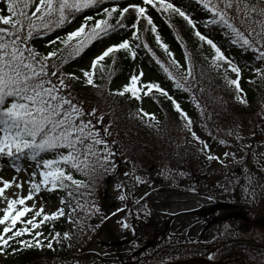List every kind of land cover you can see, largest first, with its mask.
Instances as JSON below:
<instances>
[{
    "label": "snow or ice",
    "instance_id": "1",
    "mask_svg": "<svg viewBox=\"0 0 264 264\" xmlns=\"http://www.w3.org/2000/svg\"><path fill=\"white\" fill-rule=\"evenodd\" d=\"M221 2L223 8L211 3V0H198L204 9L211 13L209 23L221 24L231 33L232 43L251 49L258 53L256 56L258 60H264V47H258V45L264 46V21L252 17V13L264 16V7L258 10L257 5H249L248 0H221ZM2 3L4 8L0 9V158L6 156L11 161L27 158L35 163V169L30 174L26 195L16 193L14 198L6 197L5 189L13 186V181L0 180L2 185L0 198L6 200V206L2 209L3 214L0 215V252H4L10 246V242L18 243L22 247H31L33 243L37 247L42 246L41 240L35 239L43 235L39 228L65 215L63 207L49 213L45 212L43 203L37 204L34 197L41 192L42 186L47 191L54 189L66 191L71 200L76 201L77 208L89 211L96 206L92 204L89 207L87 201L80 202V196H87L90 193L80 192L81 188L87 187V182L78 179L77 175L89 176L97 168L107 170L109 164L115 167L112 163L115 155L112 145L115 141L109 142L105 138L111 135L108 126L97 128L96 125L101 123L103 117L94 121L96 110L93 108L87 111L80 102L74 101L71 92L67 91L70 85L66 82V78L78 80L80 77L74 73L60 71L63 65L78 57L93 41L110 32L130 27L134 30L131 33L132 38L139 39L135 30L141 20L146 21V24L151 26V31L156 33V26L147 15L146 6L149 5L162 13L178 14L195 29V24L188 14L170 0H142V4L127 3L123 7L118 0H111L110 6L102 8L99 13L100 18L85 15L79 27L67 32L63 37L58 36L56 40L49 41L53 45L59 41L61 47L53 48L45 54L39 53L33 46L34 37L53 31L85 9H94L98 5H103L105 0H2ZM230 9H234L238 16L243 12L244 18L259 26L254 39L249 38L252 37V29L249 30L248 36H245L232 23L228 11ZM130 10L135 13V19L128 25L124 21L128 19ZM5 12L7 14H4ZM194 34L214 51L211 57L213 66L219 67L220 61L228 63L237 77L229 80V83L236 85L239 92L240 68L228 60L210 38L198 30ZM156 41L165 49L168 56H173L158 35ZM144 46L148 47L146 44ZM118 50H126L135 56L129 39L111 44L92 59L89 69H81L84 83L95 87L96 69L98 67L102 69L105 58L110 54L114 58ZM185 59L187 60V56ZM56 60L60 63L57 64ZM156 63L168 74L177 88H184V85L160 60H156ZM171 63L177 68L181 67L174 58ZM191 76L192 68L189 65L187 77ZM139 79L137 75L131 76V82L123 91L118 90L117 94L124 95L127 92L140 99L137 88ZM146 87L149 91L155 89L165 96L181 117L188 119L177 101L165 89L153 83L147 84ZM240 102L244 103L243 100ZM145 115L150 114L145 113ZM193 135L195 136V133ZM220 143L225 144L226 141L221 140ZM204 147L207 148V144H204ZM224 155L227 156L228 153ZM213 158L216 157L208 155V159ZM16 170L19 171V168ZM14 186L17 189L22 187L20 183H15ZM73 193L79 195L74 196ZM119 198L123 200L125 197L121 195ZM71 200L66 202L61 198V204L67 203L71 209L68 213L69 220L71 213L76 210L71 208ZM28 201H31V204L26 203ZM18 224L22 226L18 227ZM123 226L128 227L127 224ZM33 229L36 231L33 232ZM25 234L32 235V243L22 238ZM64 236L67 238L68 233H64ZM47 246L51 247V244Z\"/></svg>",
    "mask_w": 264,
    "mask_h": 264
},
{
    "label": "trees",
    "instance_id": "2",
    "mask_svg": "<svg viewBox=\"0 0 264 264\" xmlns=\"http://www.w3.org/2000/svg\"><path fill=\"white\" fill-rule=\"evenodd\" d=\"M118 2L121 7L127 3L142 4V0H118ZM170 2L188 14L195 24V29L176 13H162V11H157L150 5L146 6L147 15L151 17L156 26V33L151 31V26H148L146 21L141 20L135 30L139 39L132 38L131 33L134 30L130 27L110 32L108 35L93 41L78 57L63 65L62 72L74 73L77 77H80L78 80L66 78V82L70 85L67 91L71 92L75 102H80L81 104L92 103L95 106H99L102 117H105V120L118 121V118H127L126 121L136 132H140V127L137 123L141 120L161 125L165 118L175 122L196 119L197 113L192 96L184 88L175 86L173 80L169 79L168 74L156 63V60H160L170 72L175 73L180 79L187 77L189 65L192 68V75L198 67L205 69L208 74H211L214 79L211 78L213 82L222 86L226 94L231 96L234 103L244 110H253L258 96L256 88L264 82V60H258L256 58L258 53L253 52L251 49L232 43L231 33L221 24L209 23L211 13L204 9L198 3V0H170ZM110 3L111 0H105L103 5H98L94 9H85L82 13L76 14L74 18H70L68 22L53 31L36 36L32 40L33 46L39 53L61 47L59 41L54 45L50 44L49 41L56 40L58 36L63 37L67 32L79 27L85 15L100 18L99 13L102 8L110 6ZM248 3L264 6V0H248ZM3 8L4 5L0 4V9ZM134 19L135 13L130 10L128 19L124 22L130 25ZM112 22L114 23L115 21ZM196 30L210 38L221 49L223 55L240 68L239 92L236 85L229 83V80L237 78L236 74L231 71L226 61H220L219 67L213 66L211 57L214 55V51L206 42L200 41L195 36L194 32ZM157 35L160 37V41L167 45L168 51L173 56H168L165 49L159 46L156 41ZM123 39L130 40L135 56L126 50H118L114 58L110 54L102 62V69L98 67L95 71L94 84L96 86L84 83L81 69H89L95 56L99 55L111 44L118 43ZM145 44L148 46L147 48L144 46ZM233 53H235V56L232 55ZM186 56L187 60L185 59ZM173 58L179 62L180 68L171 63ZM258 69L260 71H257ZM144 73L152 79H145ZM133 75L140 77L137 81L140 99H136L131 93L127 92L124 95L117 94L118 90L123 91L124 87L131 82V76ZM149 83L158 84L165 89L177 101L188 119L181 117L172 102L161 93L155 89L149 91L146 87ZM145 92L148 94L145 95ZM241 100L244 103H241ZM141 109L143 111H139ZM145 113L150 115H145ZM115 132L122 139V142H127L123 144L130 147L136 145L132 134L123 124L118 123V127L112 133L113 137H115ZM7 166L15 169L19 168V172L27 168L32 171L35 169V163L27 158H21L17 161H11L6 156L0 158V168ZM252 170L258 174L257 169ZM84 191V188L80 189L81 193ZM154 192H146L135 200L125 194L123 206H118L115 211H108V208L104 207L100 210L97 219L93 220L92 235L96 239L102 231H104L109 240L115 239L116 228L122 227V237L129 239L126 243L137 246L135 252L130 250V255L124 253L123 261H119L116 264H160L182 258L197 257L205 254L209 249L220 243L217 238L212 237L208 232L209 227L214 222L212 219L217 221V217H214V214L200 217L198 215L191 220L193 214H197L193 212L186 215L183 214L184 220H176L175 218L178 217H175L173 220L162 222L155 214L153 208V203L156 199ZM73 195L78 196L79 193H73ZM36 196L44 201L59 199L60 203L61 198H64L66 202L71 200L66 191L61 189L47 191L43 186L41 192L37 193ZM81 199L82 196H80V202ZM101 205H103V202ZM61 207L64 208V216L49 221L39 228L43 235L42 237H35V239L41 240L42 246L37 247L33 243L31 247H22L18 243L10 242V246L4 252H0L4 257V262L1 264H83L76 260L79 258V251L77 252L78 244L75 242L79 233L76 216L80 214L81 210L76 207V201L71 200V208L76 210L71 213V220H69L68 213L71 209L68 204H61ZM117 209H120V211H117ZM227 210L230 211L231 209ZM250 210L254 213V217L246 222L248 227L245 232L248 233L249 238L245 239L242 244L230 243L221 246L213 254V259H219L228 253L236 252L246 255L254 264H264V236L255 237L252 231L264 230V199L251 206ZM232 211L234 210L232 209ZM118 215H120V218L115 221V216ZM226 220L222 221L218 218L219 222H228L230 220V222H233L230 223L232 226L238 221H243L238 217L233 218L232 215H228ZM178 223L179 226L184 227L185 232L183 234L177 233L175 229L171 230V227ZM124 224H127L128 227H124ZM170 224V228L168 230L166 228L165 233L161 237L162 228L168 227ZM190 225H194L193 228L196 229H200V225H204V232H201L198 236H193ZM17 226L20 227L22 225L18 224ZM34 231L36 230L33 229ZM57 233H59L58 236ZM64 233H68L67 238H65ZM22 238L30 243L33 242L31 234H25ZM49 243L51 247L47 246ZM229 264L239 263L231 262Z\"/></svg>",
    "mask_w": 264,
    "mask_h": 264
},
{
    "label": "rangeland",
    "instance_id": "3",
    "mask_svg": "<svg viewBox=\"0 0 264 264\" xmlns=\"http://www.w3.org/2000/svg\"><path fill=\"white\" fill-rule=\"evenodd\" d=\"M211 3L224 7L221 0H211ZM0 4L4 5L1 0ZM260 7L264 6L257 5L258 10ZM228 11L238 30L248 36L252 29V37L249 38L254 39L259 26L244 18L243 12L238 16L234 9ZM252 17L264 21V16L258 13H252ZM47 52L45 50L43 53ZM232 55L235 56V53ZM55 62L60 63L59 60ZM172 74L192 96L196 119L175 122L165 118L161 125L141 120L137 123L140 132L133 130L127 118L110 121L103 117L101 123L96 125L97 128L108 126L111 135L105 138L109 142L115 141L112 145L115 153L112 163L115 167L109 164L107 170L97 168L89 176L77 175L78 179L87 182L83 193H90L82 196L81 203L87 201L89 207L92 204L96 206L89 211L80 209V214L76 216L79 229L75 241L79 251L76 260L83 264H116L123 261L124 253L130 255V250L135 252L137 246L126 243L129 239L122 237V227L116 228V238L112 240L104 231L99 233L97 239L92 235L93 220L97 219L100 210L106 207L108 211H115L118 206H123L125 198L121 200L119 197H125V194L135 200L146 192L155 191L153 208L162 222L175 217H178L176 220H184V215L193 212L197 214H193L191 220L198 215L214 214L217 221L212 219L214 222L208 232L222 244L225 241L236 239L233 242H237V239L249 238L245 232L248 227L246 222L254 217L250 207L264 199V82L256 88L258 96L253 110L247 111L234 103L223 87L213 82L211 74L201 67L196 68V72L187 79ZM144 75L145 79H152ZM89 104L82 103V106L87 111L93 108L96 110L93 117L95 121L102 116L101 110L99 106ZM118 123L123 124L132 134L135 146L123 144L127 142H122L116 132L115 137L112 136ZM221 140L226 143L221 144ZM204 144H207V148ZM225 153L228 155L225 156ZM209 154L216 158L208 159ZM252 169H257L258 174ZM31 171L30 168L21 172L9 166L0 168V180L13 181V186L5 189L4 195L8 198H14L16 193L26 195ZM15 183H20L22 187L15 188ZM34 199L37 204L43 203L45 212L61 208L59 199L44 201L36 195ZM26 203L31 204V201ZM5 206L6 200L0 198V215ZM228 215L243 221L233 226L230 220L222 222L227 221ZM119 218L120 215L115 216V221ZM218 218L222 221L219 222ZM171 224L162 228L161 237ZM193 227L190 225L193 236L204 232V225H200V229ZM172 229L179 234L185 232L179 223ZM252 231L255 237L264 236V230ZM3 262L4 257L0 253V264Z\"/></svg>",
    "mask_w": 264,
    "mask_h": 264
},
{
    "label": "water",
    "instance_id": "4",
    "mask_svg": "<svg viewBox=\"0 0 264 264\" xmlns=\"http://www.w3.org/2000/svg\"><path fill=\"white\" fill-rule=\"evenodd\" d=\"M162 264H222V263L219 261L206 259L204 257H193V258H186L176 261L165 262Z\"/></svg>",
    "mask_w": 264,
    "mask_h": 264
}]
</instances>
